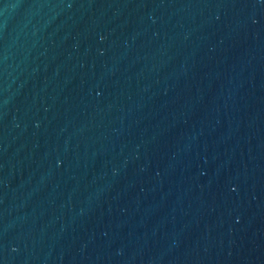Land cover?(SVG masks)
Returning a JSON list of instances; mask_svg holds the SVG:
<instances>
[{
	"label": "water",
	"instance_id": "1",
	"mask_svg": "<svg viewBox=\"0 0 264 264\" xmlns=\"http://www.w3.org/2000/svg\"><path fill=\"white\" fill-rule=\"evenodd\" d=\"M0 264H264V0H0Z\"/></svg>",
	"mask_w": 264,
	"mask_h": 264
}]
</instances>
